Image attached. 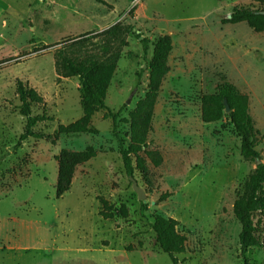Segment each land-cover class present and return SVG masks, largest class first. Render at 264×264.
<instances>
[{
    "label": "rangeland",
    "instance_id": "obj_1",
    "mask_svg": "<svg viewBox=\"0 0 264 264\" xmlns=\"http://www.w3.org/2000/svg\"><path fill=\"white\" fill-rule=\"evenodd\" d=\"M104 1L0 0V264H173L156 245V216L176 220L187 237L179 264H264V247L243 253L233 211L257 165L242 157L228 116L202 119L203 98L233 85L249 98L264 163V32L228 22L236 8L264 10V0ZM118 23L133 32L118 41L102 35ZM161 36L173 50L145 149L161 164L142 152L144 169L133 156L131 176L119 140L127 149V120L148 91ZM108 46L121 56L106 108L92 117V132L60 134L84 112L79 79L58 74L59 54L104 59ZM19 82L41 99L32 116L46 117L37 138L23 142ZM90 148L97 156L57 198L59 158ZM253 223L264 244V214Z\"/></svg>",
    "mask_w": 264,
    "mask_h": 264
},
{
    "label": "trees",
    "instance_id": "obj_2",
    "mask_svg": "<svg viewBox=\"0 0 264 264\" xmlns=\"http://www.w3.org/2000/svg\"><path fill=\"white\" fill-rule=\"evenodd\" d=\"M99 4H105L104 0H94ZM230 23H247L255 32H264V10L253 8H236L231 14ZM133 32V27H122L120 23L104 31L102 35L110 40H121L123 34ZM124 43V40L122 41ZM145 50L148 41L143 39ZM109 54L107 58L84 60L76 57L64 56L61 53L56 63L58 74L64 78H78L82 90V105L84 116L81 120L69 127H61L60 134H83L92 132L89 127L95 113L106 108L105 102L108 90L114 76L117 62L120 59V51L111 52V47H105ZM173 50L172 39L169 36L158 37L154 43V56L150 64V79L148 91L136 108L130 113L127 123L130 127V144L127 149L120 139V150L125 168L129 175H133L134 167L132 157L137 159L140 169H144V160L141 153L153 158L154 164H161L160 157L148 148L147 136L151 130L154 109L157 103L161 85L169 72L168 59ZM18 93L22 103L21 114L26 118L25 133L20 142L30 137H36L33 129L39 122L46 120L44 116H32L31 102L41 99L32 89L24 87L22 82L18 83ZM225 101L228 102L231 111L226 113ZM228 116L236 132L241 139V155L245 160L256 163L255 172L250 176L240 197L234 203V215L241 226L239 242L243 253L253 248H263L255 235L254 216L264 214V163L261 162L260 152L257 150V131L254 120L249 111V98L239 93L236 88L225 83L219 92L203 98L202 119L204 123H216L222 117ZM113 119L115 133L117 128V115L109 113ZM145 150V151H144ZM97 156V152L90 148L81 152L64 153L60 158L57 198H61L71 188L73 178L78 166L83 165ZM155 156H158L155 158ZM107 206L108 203L104 202ZM108 217L110 215H107ZM155 232L156 245L167 254L173 264H179L178 255L185 253L187 237L178 230V222L174 219L156 216L152 224Z\"/></svg>",
    "mask_w": 264,
    "mask_h": 264
},
{
    "label": "water",
    "instance_id": "obj_3",
    "mask_svg": "<svg viewBox=\"0 0 264 264\" xmlns=\"http://www.w3.org/2000/svg\"><path fill=\"white\" fill-rule=\"evenodd\" d=\"M229 19H231V16H229ZM225 105H226V113H229L231 111V109H230V106H229L227 101H225ZM134 185H135L134 189L137 192L139 199L140 200H145V195H144L143 191L137 186L136 182H135Z\"/></svg>",
    "mask_w": 264,
    "mask_h": 264
},
{
    "label": "built area",
    "instance_id": "obj_4",
    "mask_svg": "<svg viewBox=\"0 0 264 264\" xmlns=\"http://www.w3.org/2000/svg\"><path fill=\"white\" fill-rule=\"evenodd\" d=\"M138 1V0H137Z\"/></svg>",
    "mask_w": 264,
    "mask_h": 264
}]
</instances>
